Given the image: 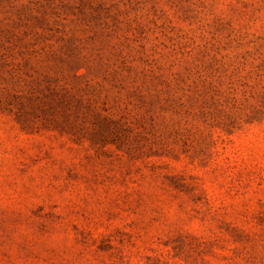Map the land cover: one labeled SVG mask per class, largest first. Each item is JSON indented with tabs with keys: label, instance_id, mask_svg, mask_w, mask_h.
<instances>
[{
	"label": "rangeland",
	"instance_id": "374dc122",
	"mask_svg": "<svg viewBox=\"0 0 264 264\" xmlns=\"http://www.w3.org/2000/svg\"><path fill=\"white\" fill-rule=\"evenodd\" d=\"M0 264H264V0H0Z\"/></svg>",
	"mask_w": 264,
	"mask_h": 264
}]
</instances>
